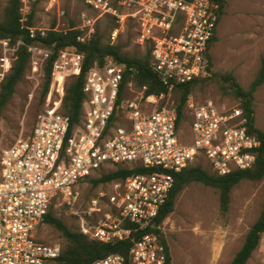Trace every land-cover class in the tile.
I'll list each match as a JSON object with an SVG mask.
<instances>
[{"label":"built area","instance_id":"1","mask_svg":"<svg viewBox=\"0 0 264 264\" xmlns=\"http://www.w3.org/2000/svg\"><path fill=\"white\" fill-rule=\"evenodd\" d=\"M63 0H47L56 10L48 26L29 23L34 0H20V27L29 37L50 29L78 30L77 40H89L102 18L113 21L112 42L131 20L136 41L151 49V67L166 92L127 97L123 66L107 59L86 71L82 120L74 128L62 111L63 86L80 73L84 55L74 47L58 50L43 110L26 136L0 151V264H46L62 246L39 238L50 202L63 195L77 230L104 243L133 239L127 258L110 253L89 264H165L159 237L148 231L174 184L175 173L202 158L224 175L253 166L261 141L248 127L240 105L185 99L177 112L176 89L207 74L208 45L218 24L214 0H79L78 22L63 21ZM22 38L0 40V82L11 69ZM28 68L39 75L51 50L28 45ZM185 120L186 133L181 122ZM137 169L87 201L74 190L82 180L103 169Z\"/></svg>","mask_w":264,"mask_h":264},{"label":"rangeland","instance_id":"2","mask_svg":"<svg viewBox=\"0 0 264 264\" xmlns=\"http://www.w3.org/2000/svg\"><path fill=\"white\" fill-rule=\"evenodd\" d=\"M6 1L0 0V16ZM46 5L47 0L33 2L32 17L37 26H48L54 20L56 10L47 12ZM60 8L64 11L63 21L74 24L84 9L79 0H63ZM112 24V20L102 18L97 22V30L108 32ZM115 42L125 44V51L130 54L144 52L147 47L137 43L135 24L131 20L126 22ZM209 53V79L202 87L193 88L191 93L198 100L213 99L219 103L239 105L233 95L223 94L217 81L220 79L215 74L231 72L243 88L248 87L264 53V0H227ZM43 76L44 67L39 75L32 76L27 66L23 79L17 84L0 117V151L18 137L28 135L33 128L44 107L40 102ZM139 90L131 83L126 87V96H134ZM254 125L264 131V83L254 92ZM180 128L182 133H186L185 120ZM193 164L213 172L202 158ZM108 187V183L95 187L82 183L77 184L74 190L79 191L81 201H87L99 192L107 191ZM263 198L264 180H242L231 190L229 207L223 214L215 188L199 182L186 186L177 195L173 211L158 226L169 246L171 264H229L242 245L248 228L257 218ZM50 206L56 216L74 229L63 195H57ZM38 236L46 243H59L63 247V239L49 225H42ZM246 264H264V233Z\"/></svg>","mask_w":264,"mask_h":264},{"label":"trees","instance_id":"3","mask_svg":"<svg viewBox=\"0 0 264 264\" xmlns=\"http://www.w3.org/2000/svg\"><path fill=\"white\" fill-rule=\"evenodd\" d=\"M218 3V22L225 12L227 0H214ZM33 6L29 14L28 22L33 23ZM20 0H7L0 16V40L6 37L22 38V44L18 51L16 59L5 78L0 82V117L6 105L12 99L16 86L24 77L28 66L30 52L28 45L39 43L51 50V55L44 65V76L42 88L40 91V102H45L46 93L49 90L51 82V66L57 52L61 48L74 47L78 52L84 55L83 65L80 73L66 79L63 86L62 111L69 118V127L74 128L82 120V103L85 98L83 84L85 74L88 68L94 63H103L107 59L114 60L123 66V79L121 86L127 83H134L139 89L145 87L144 94H160L166 92L165 85L162 83L158 74L151 67V49L147 45L144 52H135L133 54L125 51V44L120 42H111L110 30L114 23L107 30H96L92 37L80 42L77 40L78 30L70 28L63 31L50 29L44 36L39 34L36 37H29L26 30L20 27ZM55 20H53L54 22ZM73 26V22H70ZM216 40V31L214 32L208 45L207 74L199 77L190 83L179 86L176 89L177 112L179 119L182 116L185 99L192 89L196 86H203L209 79L208 73L211 70L210 47ZM220 80H217L223 94L230 93L239 101V105L244 109L248 117V127L260 138L261 144L256 150V159L250 168L236 170L228 174L220 175L215 172H209L199 164H192L181 171L175 173L174 184L169 196L158 215L153 220L155 227L151 225L148 231L158 235L163 252L165 253V264H171V255L169 246L159 230V224L163 219L173 211L177 195L189 184L199 182L217 190L220 202V210L225 214L229 207L230 192L242 180L260 181L264 180V131L254 125V92L264 83V53L259 60L258 69L247 88H243L231 73L215 74ZM137 169L120 168L103 169L96 172L93 176L81 181L89 183L92 187L99 184H110L119 179H123L129 174L136 172ZM49 206L45 214L43 225H49L57 230L63 239V247L57 258L49 261L53 264H89L93 260L102 258L110 253H119L127 258L133 239L137 234H132L128 239L119 240L110 243H104L93 237L80 233L74 226L69 227L60 217L56 216ZM74 225V224H73ZM264 233V198L261 210L255 221L248 228L243 243L235 252L229 264H246L252 252L258 247L262 234ZM41 240V239H40ZM42 241V240H41ZM44 242V241H42ZM46 243V242H45ZM48 261V262H49Z\"/></svg>","mask_w":264,"mask_h":264},{"label":"water","instance_id":"4","mask_svg":"<svg viewBox=\"0 0 264 264\" xmlns=\"http://www.w3.org/2000/svg\"><path fill=\"white\" fill-rule=\"evenodd\" d=\"M154 227V226H153Z\"/></svg>","mask_w":264,"mask_h":264}]
</instances>
